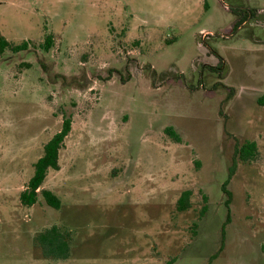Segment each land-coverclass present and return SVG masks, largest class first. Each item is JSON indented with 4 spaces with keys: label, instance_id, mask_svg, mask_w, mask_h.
Returning <instances> with one entry per match:
<instances>
[{
    "label": "rangeland",
    "instance_id": "rangeland-1",
    "mask_svg": "<svg viewBox=\"0 0 264 264\" xmlns=\"http://www.w3.org/2000/svg\"><path fill=\"white\" fill-rule=\"evenodd\" d=\"M0 34L29 41L0 54V264H264V0H0ZM66 119L61 207L26 206ZM54 224L66 259L37 243Z\"/></svg>",
    "mask_w": 264,
    "mask_h": 264
},
{
    "label": "trees",
    "instance_id": "trees-1",
    "mask_svg": "<svg viewBox=\"0 0 264 264\" xmlns=\"http://www.w3.org/2000/svg\"><path fill=\"white\" fill-rule=\"evenodd\" d=\"M29 41L25 40L22 43L15 44L2 34H0V54L5 52L7 49L18 52L28 48ZM53 45V37L48 34L45 41L41 44L46 50H49ZM213 69V68H212ZM71 129L70 120L66 119L62 130L56 133L45 145L43 155L34 164V174L29 179L26 188L20 194V200L22 204L26 206H32L38 201V196L41 194L46 201V203L56 209L61 207V199L50 189L42 188V185L47 177L50 169L58 170L60 169L59 164V154L60 150L64 144L65 138ZM166 133L172 137L175 141L180 142L182 140L180 134L172 127L168 126L165 128ZM258 146L255 141H245L243 143H238L236 145L235 151L233 153V163L230 166L229 179L223 184V190L228 195L226 200L227 205L231 203V192L227 188L230 179L235 173L238 162L242 161L244 163L251 162L255 160L258 155ZM190 190H185L182 192L181 196L177 201L179 210L184 211L188 209L190 204ZM207 210V205H204L201 210V217L205 214ZM231 210L228 208V216L225 221L226 225L231 221ZM37 243L41 248L44 257L49 259H66L70 255V232L62 231L59 225L54 224L36 236ZM222 249V247H221Z\"/></svg>",
    "mask_w": 264,
    "mask_h": 264
}]
</instances>
